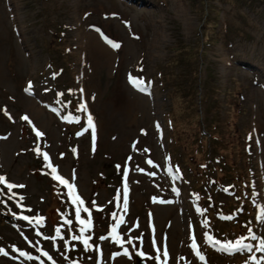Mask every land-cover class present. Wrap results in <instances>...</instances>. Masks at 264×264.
Returning <instances> with one entry per match:
<instances>
[{
	"label": "rangeland",
	"instance_id": "374dc122",
	"mask_svg": "<svg viewBox=\"0 0 264 264\" xmlns=\"http://www.w3.org/2000/svg\"><path fill=\"white\" fill-rule=\"evenodd\" d=\"M88 33L110 50L107 59L85 46ZM64 45L71 74L60 68ZM190 66L201 80L181 81L177 138L197 134L196 116L206 130L219 127L223 156L209 140L201 161L242 167L252 225L229 202L235 174L207 169L193 184L198 164L170 139L163 113L175 78L161 84L158 74ZM189 86L198 103L185 98ZM43 153L83 205L53 179ZM0 176L23 185L10 199L0 183V264H264V0H0ZM77 208L91 220L87 249L73 239L84 227ZM237 242L249 247L228 258L234 250L223 246Z\"/></svg>",
	"mask_w": 264,
	"mask_h": 264
},
{
	"label": "trees",
	"instance_id": "16d2710c",
	"mask_svg": "<svg viewBox=\"0 0 264 264\" xmlns=\"http://www.w3.org/2000/svg\"><path fill=\"white\" fill-rule=\"evenodd\" d=\"M181 44L182 43L178 44V46L181 45ZM182 49H183V47L179 46V47H177L175 52H180ZM189 51H190V53L193 51L192 47H189ZM58 55L62 56L63 58L65 57V59L63 61L65 63V65L62 64L60 66L62 71L68 72L69 74H71V69L72 68L70 66V62H69V59H68V56L71 55V52L69 51V49L67 50V45H64V47L62 49V52H60V54L58 53ZM191 55H192V58H193V54H191ZM173 56H175L174 57V59H175L176 55H173ZM177 56H178V54H177ZM179 59H181V58H179ZM187 59H188V57H187ZM169 60H171V59L169 58L168 61ZM188 61H190V60H188ZM169 63H173V62L169 61ZM166 64H167V62L164 63L165 67H167ZM45 65L46 66L49 65L51 71L52 72L54 71V68H53V65H52L51 62L49 64H47V62H46ZM196 71L197 70L193 66H190L188 69H183L181 72H175L176 74L175 73L173 74L172 71L169 70V69H167V71L162 72L161 74H158V77L160 78L159 82L161 84H165L166 80H168V79H173L174 80V78H175L173 83L171 82L168 85L167 90H166V95L169 98V102L170 103H169L168 109L163 113V120L168 123V127H169V130H170L169 135H170V139L172 140V142H176L178 144L180 143L179 144L180 145V150L185 152V153H188L189 157L192 156V158L195 161V164L197 163L198 166H199L196 169H194L193 174L190 173V177L193 179V184H194V181L196 182L197 178H199L201 176L204 177V172H202V171L203 170H207V169L209 171L212 170L214 175H216V176L218 175V173L223 175L224 173H227L228 171H230V173H234L235 174L234 177L236 179H235V182H233V184H232L233 188H231L234 191V195L232 197H230V201L229 202H230V204L235 202L233 207H237L238 210L240 211V214L246 215L249 218L248 220H246L244 222V224L245 225H249V224L252 225V220H251L252 216H250V213L248 212V211H250L251 208L249 206H245V207L243 206L244 203L247 204V199H248V194H249L247 188L249 187V179H248L247 176H245L243 174L242 167H239L238 165H236L237 167H235L234 165L229 166V165L225 164V167H220L219 168V167H217L218 163L216 161H211V160H209V164H211V167H209V165L208 166L206 165V167H204L203 166L204 165V161H201L202 153H203V147H205V145H207V141H209V140H210L211 144L215 145V151H217L219 153V155L223 156V153L225 151L224 147H226L225 146L226 145V139L225 138L223 139L219 135V127L214 125V128H213L214 130H212V128L206 130V128L201 127L199 125V121L200 120L198 119V116H196L194 120L192 119L191 126L197 130V134L195 135L197 137V140L193 141V137H195V136L190 137V138H188L189 137L188 136L186 139L184 138L185 139L184 142L183 141H179L178 138H177V136L179 135L178 132H182L183 131L182 127L180 126V124H179V122H178V120H177V118L175 116V112L179 108L178 105H179V101H180V96L177 94V92H178V90H180L182 88V85H181L182 84V82H181L182 80L185 79L190 84V80H191L189 78L190 75H192L193 77L197 78V80H201L200 78L195 76L196 75ZM202 82H206V78L205 77L203 78ZM191 83H193V82L191 81ZM191 89H193V88L189 86V88L185 91L186 92V97L185 98L188 99L189 101L192 100L191 99V95L194 94V91H192ZM201 96H198V98L200 99ZM203 96H206V92H203ZM66 101H68V103L70 102L72 104H75L74 103L75 100L72 99L71 97L69 99L66 98ZM193 102L195 103L197 101H193ZM196 115H198V112L196 113ZM194 121H195V123H194ZM202 144H203V146H202ZM227 161L230 162V160H227ZM185 163H186L185 165L188 167V164L190 162L187 160ZM191 169H190V172H191ZM181 170H182L181 174H182L183 178L186 179V177H185V169H181ZM195 173H200V174L195 177ZM192 188H194L193 185H192ZM193 190H198V189H193ZM237 203H239V205H237ZM225 210L228 211L227 208H225ZM242 212H244V214ZM218 213L225 214L227 212L224 213L223 211H221V212L218 211ZM218 213L214 212V215L216 216ZM227 215H229V214H227ZM1 216L3 217V219H5V220H7V221L12 223V220L6 214H1ZM232 220L233 221H231V225H234L235 220L234 219H232ZM241 240H242V242L249 243V245H250V241H247V240L244 241L243 237H241ZM235 252H237V251L234 250L233 254H229L228 258H234L235 257L234 256Z\"/></svg>",
	"mask_w": 264,
	"mask_h": 264
},
{
	"label": "snow or ice",
	"instance_id": "6c2138e0",
	"mask_svg": "<svg viewBox=\"0 0 264 264\" xmlns=\"http://www.w3.org/2000/svg\"><path fill=\"white\" fill-rule=\"evenodd\" d=\"M112 46L115 47V48H119L120 45L118 43H112ZM129 80H130V83H132L135 87H137L140 91H147V88L145 86V82L140 79V78H136V77H132L130 75L129 77ZM31 87V85L29 84V88ZM28 89H26L27 91ZM81 110H86V105H81ZM5 114H7V112L5 111ZM22 119L28 121L29 118L27 116H24L22 117ZM76 120V122L79 121V118H74ZM30 122V121H29ZM87 122H88V127L91 128L93 130V135L95 133V124L93 123V118L92 116L89 114L88 117H87ZM85 131H87V129H85ZM36 135L38 137L40 136H43V133L40 132V131H36ZM36 151L39 152V149H36ZM43 157L46 161H49V156L47 153H43ZM149 163H151V161H149ZM50 169H51V173L53 174V179L55 180H58L60 183L64 184L66 187H68L70 189V192H69V195L70 197H73V203L76 204H80V205H83L84 201L79 197V195H74V185H71L68 183L67 180H65L63 177H61L60 175L57 174V168L54 167L52 165V163L49 161L48 165H47ZM154 175V173H153ZM0 183H4L5 186L8 188L9 190V198L11 199L15 194L11 192V190L13 188H16V187H23V185H15V184H12L10 182H7L6 178L5 177H2L0 176ZM22 199V198H21ZM117 199H119V197H117ZM124 207H125V210H126V207H127V194L125 193V196H124ZM84 211H88L87 208L84 209ZM76 216H77V219L79 220L80 224L83 225L84 227L81 228V236H74L73 239H80L82 240V242L84 243L86 249L88 247V241L90 239V237L88 238H85L83 236V233L88 229V227L91 225V220L89 219L88 221H84L82 219H80V208H77L76 209ZM113 216L115 217V213H113ZM22 219L24 220H28L29 222H32L33 219L36 220V223H40L43 218L40 217V218H30V217H27V216H22L21 217ZM227 218V217H226ZM67 223H71V221H66ZM120 223H123V219L121 218L120 220ZM57 233H59V229L56 230ZM117 229H116V226H114L112 228V233H116ZM253 239H256V237L253 235L252 237ZM101 239H106V237H101ZM209 240H211L212 238L211 237H208ZM131 241H129L130 243ZM215 243H219V241H215ZM225 248V250H238L239 247H244V248H248L249 246L248 245H241L239 242H237V246L235 247H232L230 245H224L223 246ZM259 251H264V241L261 242V244L259 245V248H258ZM6 254V253H5ZM124 254H128V250L125 249V253ZM164 256L167 257L168 256V251L167 249L165 248L164 250ZM21 255H25V253H21ZM45 255H47V253H45ZM138 255H141L143 256L144 253H138ZM197 255H199V252L197 251ZM157 259H159V256H157ZM200 259H203V256H200ZM253 260H256V257H252Z\"/></svg>",
	"mask_w": 264,
	"mask_h": 264
},
{
	"label": "bare ground",
	"instance_id": "6f19581e",
	"mask_svg": "<svg viewBox=\"0 0 264 264\" xmlns=\"http://www.w3.org/2000/svg\"><path fill=\"white\" fill-rule=\"evenodd\" d=\"M95 35L93 34V33H88L87 35H86V37H85V46L88 48V49H90L91 50V52L92 51H98L99 52V54H103V57L105 58V59H107L108 57H109V55L110 54H112V53H110V50L102 43V41H100L99 39H98V37H94ZM89 53V52H88ZM92 54V53H91ZM103 60V59H102ZM105 62H106V60H105ZM89 76V75H88ZM89 93V92H88ZM86 95H87V93H86ZM85 96V95H84ZM132 101V100H131ZM104 104H106V103H104ZM129 105H130V103H129ZM109 107H110V105H109ZM103 110V109H102ZM119 110V109H118ZM105 111V110H104ZM103 112V111H102ZM105 113V112H104ZM109 113H107V115H108ZM113 115V114H112ZM111 116V115H110ZM107 117V116H106ZM113 117V116H112ZM111 118V117H110ZM109 119V118H108ZM108 121V120H107ZM94 124H97V123H94ZM113 124V123H112ZM111 124V125H112ZM115 124V123H114ZM113 124V125H114ZM113 127V126H112ZM103 128V127H102ZM108 129V128H107ZM102 130V129H101ZM106 130V129H105ZM112 130H114V129H112ZM107 131H109V130H107ZM100 132V131H99ZM105 132V131H104ZM103 132V133H104ZM110 132V131H109ZM102 133V134H103ZM109 134H112V136L113 135H115V134H117V130H114V131H112V132H110ZM107 135V134H106ZM122 135V134H121ZM118 136V135H117ZM120 136V135H119ZM116 137V136H115ZM103 139V138H102ZM107 139V138H106ZM113 139H114V136H113ZM104 140V139H103ZM102 140V141H103ZM108 140V139H107ZM116 140H117V138H116ZM115 140V141H116ZM97 141V140H96ZM95 141V142H96ZM101 141V142H102ZM100 142V143H101ZM98 144V143H97ZM125 194V193H124ZM156 208V207H155ZM158 210H159V208H158ZM156 211V210H155ZM161 214V213H160ZM176 220V219H175ZM170 247V246H169ZM173 248V247H172ZM163 260V259H162ZM163 263V262H162Z\"/></svg>",
	"mask_w": 264,
	"mask_h": 264
}]
</instances>
